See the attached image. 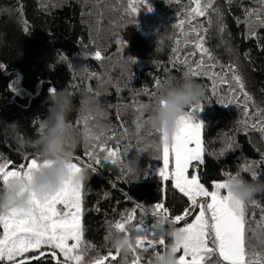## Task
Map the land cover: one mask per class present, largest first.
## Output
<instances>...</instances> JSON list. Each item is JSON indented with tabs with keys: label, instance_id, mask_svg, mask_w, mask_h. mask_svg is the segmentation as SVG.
<instances>
[{
	"label": "trees",
	"instance_id": "1",
	"mask_svg": "<svg viewBox=\"0 0 264 264\" xmlns=\"http://www.w3.org/2000/svg\"><path fill=\"white\" fill-rule=\"evenodd\" d=\"M186 1L148 0L152 11L141 4L135 14H128L126 0H0V65H3L0 68V119L19 121L20 131L35 139L39 123L47 116L45 101L49 89L71 91L75 105L80 103L81 90L91 89L106 110L107 127L100 141L78 147L73 161L80 156L84 164H92L93 161L84 156L85 149L91 150L92 145L98 143H107L110 148L119 143L121 162L118 165L101 161L95 171L87 168L90 179L84 183L82 222L85 244L93 247L88 249L86 260L107 254L109 249L115 252L105 237L122 214L136 209L137 221L143 218L147 224L153 222L154 218L145 215L138 205L151 210L156 203L163 202L170 207L171 216L182 214L188 207L187 199L158 175L163 164L159 158L161 134L148 122L156 96L145 92L148 89L157 95L156 80L162 82L169 77H179L186 71L183 66L172 63V48L179 38L173 25L182 18ZM215 7L223 19L209 11L211 25L206 22L204 25L208 29L205 46L225 69L229 65L236 67L255 106L264 108V39L246 38L247 26L236 20L244 21L245 9L260 5L254 0H232V3L216 0ZM222 25L223 32L220 31ZM256 32L264 37V30ZM190 50L186 48L185 52ZM96 51L101 52V60L94 58ZM216 71L221 69L218 67ZM194 79L205 91L200 103L204 108L196 113L204 122L205 155L204 163L199 166L201 181L211 189L214 182L227 179L226 174L239 173L250 180L253 171L264 181V135L251 128L245 129L241 124L243 112L235 103L228 106L216 103L219 97L211 96V81L206 77ZM219 95L228 96L227 85ZM134 102L149 107L140 113ZM249 110L254 111L253 108ZM137 116H142L143 123L139 133L134 123ZM69 119L78 129L84 128L76 111ZM2 127L0 124V129ZM123 128L128 130L126 135ZM113 130L115 138L108 139ZM96 152L101 157L105 155L99 148ZM0 153L15 166L37 157L33 149L21 152L3 132H0ZM133 160H137L138 165L132 163L129 171L127 165ZM247 165H251V169L244 171ZM253 200L257 207H253L251 201L246 203L247 236L251 246L264 251V226L259 223L264 193ZM192 218L189 216L175 226L179 228ZM164 238L168 247L169 241ZM154 251L163 252V246L157 245ZM154 251H140L141 263H155ZM125 257L130 264L133 253L120 254L111 264H123ZM33 264L44 262L33 261ZM47 264H52L50 259Z\"/></svg>",
	"mask_w": 264,
	"mask_h": 264
},
{
	"label": "snow or ice",
	"instance_id": "2",
	"mask_svg": "<svg viewBox=\"0 0 264 264\" xmlns=\"http://www.w3.org/2000/svg\"><path fill=\"white\" fill-rule=\"evenodd\" d=\"M126 2L128 14H135L141 4L147 5V10L152 11L148 0H126ZM175 2L180 3L181 0ZM228 3H232V0H228ZM254 3L259 4L260 7L245 9L244 21L239 18L236 20L238 24L243 22L247 26L246 38L264 39L255 31L256 27L264 28V0H254ZM209 11L216 12L223 19L220 10L215 7V0H188L185 11L181 13L182 18L173 25L178 30L179 38L172 48L174 54L172 63L183 66L193 77H206L211 81V96L219 97L215 102L225 106L235 103L243 112L244 119L241 124L245 129L251 128L264 135V108L255 106L253 97L245 90L243 78L236 67L229 65L225 69V66L219 64L210 49L205 46V34L208 29L204 25L205 22L211 25ZM200 18L207 19L201 21ZM24 31H28L26 25ZM220 31H224L223 25ZM186 48L191 50L185 52ZM181 53L184 54L180 55ZM94 58L101 60L103 58L101 52L96 51ZM218 67L221 71H216ZM0 68H3V65H0ZM160 83L159 80L155 81L157 89ZM225 85H227V97L219 95ZM55 91V88L49 89L50 93ZM145 92L152 97L156 96L155 91L149 92L145 89ZM134 104L136 111L140 113L149 107L138 102ZM203 108V104H199L187 109L179 118L171 140L166 134L161 133L160 129H155L161 134L162 142L159 158L163 161V167L159 169L158 175L163 181L170 182L171 187L187 199L188 207L182 214L176 216H171L170 210L163 202L156 203L151 210L144 209L140 205L137 207L154 219L158 216L163 217L167 224L177 225L186 221L189 216L193 217L191 222L180 227L185 235L173 249L176 253L182 252L178 256V264H264V251H258L251 246L247 236L248 205L235 199L229 190L230 183L239 173L226 174L227 179L214 182L211 189L205 186L199 176V166L204 163L205 155L204 122L196 113H200ZM250 108L254 111H250ZM88 119L90 118L82 119L84 127L87 126ZM141 121L142 116H137L134 122L137 133L143 128ZM76 123L79 124L81 121ZM38 127L42 129L44 122L41 121ZM127 131V128H123L125 135ZM102 135L105 134L97 135L94 139L100 141ZM114 138L113 130V134L108 139ZM228 147L231 148V144ZM97 148L105 153L103 157L97 154ZM84 156L93 163L84 164L80 156L75 157L76 162L69 166L74 173H78L82 168H89L93 172L101 161H107L112 165L121 162L119 143L111 148L107 143L93 144L91 150L85 149ZM51 164V161H41L34 156L26 164L15 166L14 162L0 153V191L6 188L10 177L27 176L33 169L50 167ZM250 169L251 165H247L243 170ZM131 170L129 167V171ZM257 175L256 172H252L253 178ZM83 189L84 184H73L69 180L60 191L45 200H40L34 193H29L31 207L27 210L13 208L0 211V228H2L0 264H33V261H43L47 264L48 259L52 264H111L116 261L120 257V252L119 250L113 252L111 249L107 254L97 255L90 260L85 259L88 249L93 246L86 245L84 241ZM24 194V191L18 193L21 196ZM251 205L258 206L255 200L251 201ZM261 213L259 223L264 226V209H261ZM128 224H134L137 228L136 245L131 249L133 259L130 264H141L139 252L154 251L157 245L164 247L163 252L167 251L163 233L153 231L151 224H147L143 218L137 221L136 209L127 215L122 214L121 219L115 221L111 228L127 234ZM110 234L109 231L108 236L105 237L106 242ZM163 252L154 251L155 259L162 258ZM29 253L36 254L28 255ZM123 264H128L126 257Z\"/></svg>",
	"mask_w": 264,
	"mask_h": 264
},
{
	"label": "clouds",
	"instance_id": "3",
	"mask_svg": "<svg viewBox=\"0 0 264 264\" xmlns=\"http://www.w3.org/2000/svg\"><path fill=\"white\" fill-rule=\"evenodd\" d=\"M79 95L80 103L75 105L73 93L66 88L50 93L45 101L47 116L43 120L44 127L39 130L35 139L20 131L19 121L8 122L0 119V124L3 125L0 132L8 135L21 152L33 149L41 161L52 162L50 167L35 168L27 176L10 177L6 188L0 191V211L13 208L29 209V193L45 200L60 191L66 181L70 180L77 185L89 181L87 168L74 173L69 166L73 163L78 147H87L97 135L104 133L107 127V113L97 96L89 89H82ZM204 97L203 86L187 71L179 77H169L160 83L153 113L148 122L151 127L160 129L161 133L171 140L179 118L191 106L199 105ZM73 111H76L81 119L90 118L86 127L78 129L74 126L69 119ZM132 163L138 165V161L133 160L127 166L130 167ZM229 190L235 199L248 203L258 194L264 193V181H260L258 175L249 180L239 174L230 183ZM22 191L25 194L18 195ZM151 229L162 232L169 241L167 251L162 253V258L155 260V264H178V256L173 249L185 233L174 224H167L160 216L153 220ZM109 231L111 234L108 243L112 249L119 250L120 254L126 255L135 247L136 225L128 224L127 234L114 228Z\"/></svg>",
	"mask_w": 264,
	"mask_h": 264
},
{
	"label": "flooded vegetation",
	"instance_id": "4",
	"mask_svg": "<svg viewBox=\"0 0 264 264\" xmlns=\"http://www.w3.org/2000/svg\"><path fill=\"white\" fill-rule=\"evenodd\" d=\"M187 4H188V1H186V6H187ZM215 5H216V0H215ZM205 19L206 18H200L201 21H205ZM257 29H258V27L255 28V30H257ZM261 30H264V28H260L257 31H261Z\"/></svg>",
	"mask_w": 264,
	"mask_h": 264
},
{
	"label": "rangeland",
	"instance_id": "5",
	"mask_svg": "<svg viewBox=\"0 0 264 264\" xmlns=\"http://www.w3.org/2000/svg\"><path fill=\"white\" fill-rule=\"evenodd\" d=\"M258 29H260V27H258ZM258 29H257V30H258ZM257 30H255V31H257ZM73 162H74V161H73ZM162 167H163V164H162ZM205 186H206V185H205ZM206 187H207V186H206ZM208 188H209V187H208ZM222 191H224V190H222ZM183 225H184V224H182V226H183ZM182 226H180V227H182ZM180 227H179V228H180ZM1 229H2V228H1ZM163 249H164V247H163ZM178 253H179V254H178ZM178 253H177L178 256L182 254V252H178ZM141 264H142V263H141ZM152 264H155V263H152Z\"/></svg>",
	"mask_w": 264,
	"mask_h": 264
},
{
	"label": "built area",
	"instance_id": "6",
	"mask_svg": "<svg viewBox=\"0 0 264 264\" xmlns=\"http://www.w3.org/2000/svg\"><path fill=\"white\" fill-rule=\"evenodd\" d=\"M166 207L170 210V214H172V211H171L170 207L168 205H166Z\"/></svg>",
	"mask_w": 264,
	"mask_h": 264
},
{
	"label": "water",
	"instance_id": "7",
	"mask_svg": "<svg viewBox=\"0 0 264 264\" xmlns=\"http://www.w3.org/2000/svg\"><path fill=\"white\" fill-rule=\"evenodd\" d=\"M172 16H174V15H172Z\"/></svg>",
	"mask_w": 264,
	"mask_h": 264
}]
</instances>
